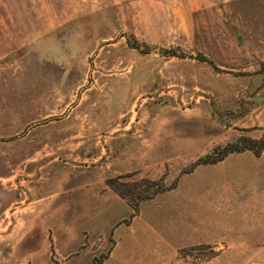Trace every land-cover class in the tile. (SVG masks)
Returning a JSON list of instances; mask_svg holds the SVG:
<instances>
[{
    "label": "rangeland",
    "instance_id": "374dc122",
    "mask_svg": "<svg viewBox=\"0 0 264 264\" xmlns=\"http://www.w3.org/2000/svg\"><path fill=\"white\" fill-rule=\"evenodd\" d=\"M264 0H0V264H264Z\"/></svg>",
    "mask_w": 264,
    "mask_h": 264
},
{
    "label": "trees",
    "instance_id": "16d2710c",
    "mask_svg": "<svg viewBox=\"0 0 264 264\" xmlns=\"http://www.w3.org/2000/svg\"><path fill=\"white\" fill-rule=\"evenodd\" d=\"M246 149H251V150H255L257 153H259L261 150H264V137L262 140V144L258 149L252 148V147H242L240 149H233L231 147H226L221 155V160H223L226 156H228L229 154L233 153V152H241L244 151Z\"/></svg>",
    "mask_w": 264,
    "mask_h": 264
}]
</instances>
